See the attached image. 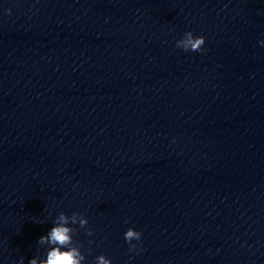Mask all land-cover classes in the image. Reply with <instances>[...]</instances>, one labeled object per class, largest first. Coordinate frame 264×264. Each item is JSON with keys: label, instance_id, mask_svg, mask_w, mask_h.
<instances>
[{"label": "clouds", "instance_id": "clouds-1", "mask_svg": "<svg viewBox=\"0 0 264 264\" xmlns=\"http://www.w3.org/2000/svg\"><path fill=\"white\" fill-rule=\"evenodd\" d=\"M205 42L206 37L204 35H195L189 30L185 31L182 38L175 41V45L186 52H204ZM259 43L264 46V40L259 41ZM70 225H79V228L86 229V235H93L92 229L87 228L88 220L84 215L73 212L69 216L60 212L56 215L51 229L37 241L38 245H49L45 252V258H41L39 255L33 256L28 264H84L86 257L81 251L82 245L74 240V235L79 229ZM142 235V232L134 227H129L125 231L124 239L129 245V252L137 251L138 242L141 241ZM17 264H24V258L21 257ZM95 264H112V261L101 254L95 257Z\"/></svg>", "mask_w": 264, "mask_h": 264}]
</instances>
